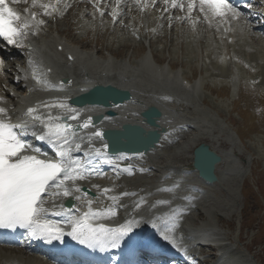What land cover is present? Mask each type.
<instances>
[{
	"label": "rangeland",
	"instance_id": "rangeland-1",
	"mask_svg": "<svg viewBox=\"0 0 264 264\" xmlns=\"http://www.w3.org/2000/svg\"><path fill=\"white\" fill-rule=\"evenodd\" d=\"M73 15L77 14L73 13ZM71 20L72 18L68 22L71 23ZM159 23L160 21L156 25L158 29H155L156 40L155 38L153 40L158 56L163 59L168 53L177 68L182 67L187 75L192 74L199 66L194 61L193 54H196L195 49L200 45L195 44V41L191 42V34L188 37L186 35L188 30L179 22L178 25L173 26L175 28L173 32H171V22L163 26ZM134 25L141 27L138 23ZM58 26L65 30L68 28V25L62 21L58 22ZM76 29L77 25H74L70 34L78 43V47L98 57L112 58L109 60L113 64H116L113 59L114 61L124 58L133 60L136 56H142L145 51L140 41L130 37V31L125 30L122 34L123 30L116 32L103 27L99 30L89 27L87 29L89 36L86 40L89 44H85V41L80 39L78 29L76 33ZM162 29H166V32H162ZM204 40L201 43L203 47ZM163 45H168V49L162 51ZM262 54L264 49L261 47L255 56ZM8 65L10 66L9 62L6 69H10ZM226 70L228 72L226 68L224 73ZM236 73H238L237 78L234 80L227 77H225L226 81L223 77L216 78L208 91L198 95L197 108L193 109L191 115L207 120L182 143L167 151L160 161L164 165H188L192 160L193 148L201 142L214 143V146L224 152L228 159H226L227 165H222L220 168L224 173L220 184L209 190L208 198L187 224L196 226L200 222H205V225L212 228L211 230L214 228L225 233V238L229 241L228 245L233 249L236 248L234 252L238 257L244 255L243 246L246 245L253 250L258 263L264 264L262 246L264 244V118L258 122L253 121L257 116L256 93L264 91V74H262L263 78L257 77L258 74L252 75L245 68L238 69ZM224 82L230 85L229 90L226 87L218 90L219 85ZM203 99L206 101L202 102ZM234 103L241 104L249 114L240 117L233 110ZM232 154L234 155L229 156ZM257 236L260 243H253L252 240Z\"/></svg>",
	"mask_w": 264,
	"mask_h": 264
},
{
	"label": "snow or ice",
	"instance_id": "snow-or-ice-1",
	"mask_svg": "<svg viewBox=\"0 0 264 264\" xmlns=\"http://www.w3.org/2000/svg\"><path fill=\"white\" fill-rule=\"evenodd\" d=\"M35 3L36 0H33L34 6ZM164 3L172 8H186L189 14L198 7L206 19L228 15L239 18L241 15L230 0H199L198 3L197 0H187L186 4L179 0H164ZM247 6L252 7L251 3ZM41 7L48 15L51 14L48 12L50 7L54 10L52 5H41ZM112 15L113 17L117 15L115 8L112 10ZM30 16L34 18L35 13H30ZM188 18H191L190 15ZM39 23L44 21L41 20ZM29 28L28 17L22 18L19 12L9 6L8 0H0V38L9 45L23 47ZM44 107L65 109V116H53L49 113L47 117L36 115V108L27 109V115L32 116L34 121L32 127H36V123L43 126L42 134L37 136V139L51 144L56 149L58 159H41L38 155L27 154L26 149L31 148V145L26 144L17 129L23 130L29 125H16L6 118H0V228H22L27 230L30 236L47 240L49 243L61 241L65 235H68L90 247H95L97 244H106L112 248L120 247L124 237L133 231L136 221L129 220L119 227L108 228L102 224L93 225L89 222L91 219L102 218L104 213L100 211L90 210L84 212L81 217L73 215L74 209L71 207L67 209L62 207L61 210L67 211L70 217L67 223L71 231L65 233L60 223L46 218L49 213V209L45 207L46 198L51 199L55 207L56 197H73L74 193L81 192L80 187L72 185L75 181L86 178L84 172H87V166L80 158L73 155L74 151L81 150V144L75 142L78 137L73 125L62 122L65 119L77 120L81 116V110L68 108L62 102L58 105L46 104ZM0 114L7 117V109L0 107ZM92 123V117L89 116L79 127L87 129ZM103 135L102 131H96L88 139L91 141L93 136L102 138ZM104 147L107 148V144ZM33 151L39 150L33 149ZM95 152L99 154L101 149H95ZM69 182H72V185ZM103 191L107 193L109 189ZM74 198L81 199L79 195H75ZM87 204L90 207L92 201H87ZM163 238L173 239L171 229Z\"/></svg>",
	"mask_w": 264,
	"mask_h": 264
},
{
	"label": "bare ground",
	"instance_id": "bare-ground-1",
	"mask_svg": "<svg viewBox=\"0 0 264 264\" xmlns=\"http://www.w3.org/2000/svg\"><path fill=\"white\" fill-rule=\"evenodd\" d=\"M36 9H38V8L36 7L35 9H33V11H30L28 13V15H27L29 17H31L30 16V13H35V15H36L34 17V19H36V20H34L32 18H28L29 19V23H30L29 30L32 29V28H39L40 27V24H39V26H37L38 25L37 24V20L38 21H41L42 20L41 18H42V15L43 14L37 13L38 11ZM21 16H23V15H21ZM47 21H50V17H48V20ZM31 24H33L34 26H37V27H33ZM173 31L174 30H173V26H172L171 32H173ZM142 32H143V29L140 27V33L142 34ZM253 40H254L255 43H259L260 42L257 37H254ZM70 47L72 48V46H70ZM72 49L75 51L76 57L79 58L81 61H83L82 58L84 56H82L81 53L76 48H72ZM47 52L49 53V59L47 58V60L44 61L45 64L43 66L46 67L48 65V67L51 68L50 71H51L52 77H53L54 75L55 76L57 75V69L58 68H59V70H63V69L60 68L61 66H60L59 62L50 61V60L53 59L54 56H58L59 55V53L57 52L56 47L53 48L51 46H48ZM84 58L86 59V58H88V56L86 55ZM144 58L145 57L142 58L143 63H144ZM93 61L95 62L96 68H99V71H97L95 73L93 72L90 75H87V77H86L87 79L86 80L85 79H82L83 82L77 83L74 80L73 83L71 82L68 86H65V88H67L66 95H70L71 96L72 94H74L77 91H79L80 90L79 88H81V86L88 87V86H90V85H92V84H94L96 82H100V81L106 82V81H109V79L112 80L111 79L112 78L111 76H115V77H117L118 79L121 80V82H119L120 85H122L124 87H129L131 89H134L132 91H133V94L135 96V99L138 98V100H141L143 97H144V99L148 97V96H144L143 94L139 93L141 91L146 92L149 95V97H151L152 99H155V96L157 94H155V95L154 94H151L150 93V90H148L144 86V82L143 81H145L146 79L144 78V76L141 73H139L141 71V68H142L141 66L134 69V71L136 73H139V75H136V74H133V73L132 74H128L126 72L125 68H128L129 67V64L127 63V61H122L120 63L121 65H117V66L113 65V66H115V68L113 66H111L109 63L106 64L105 62H100L97 59H95ZM108 61L111 62L109 59H108ZM85 62H87V61H85ZM214 63L216 64L215 67L218 70H222V65H219L216 62H214ZM116 64H118V63L116 62ZM101 71L103 72L104 75L100 74ZM110 72H112L114 74L111 75V76H109L108 73L110 74ZM121 77H123V78H121ZM132 79H134V80H132ZM77 80H78V78H77ZM161 82H162L161 80L160 81H157V83H159V87L161 86ZM52 83L54 84V88H55V82H52ZM133 83H139V86H137L135 88H132L131 85H133ZM20 85H21V83L19 84L18 88H20ZM26 89L27 88H25L24 91H21L20 94L22 96L27 95ZM8 91L5 92V93H8ZM152 92H154V91L152 90ZM37 94H38V92H37ZM34 95H36V94L33 93V94H31L30 97H32ZM144 101H146L148 103L150 100H144ZM24 104L25 103H23V105ZM173 106H175V103H171V104H169V106H167V108L169 109V111H170V107H173ZM117 110H118V113H120V114H122L124 116H129V115H125L128 112V107H125L124 109H121V110H119V109H117ZM91 111L92 110H90V112ZM115 122H117V121H115ZM114 124H115L114 122H112L111 124H110V122L107 123V125H114ZM89 136H91V135H88L86 137L85 142L89 141V139H88ZM93 140H96L95 136L92 137L91 141H93ZM122 157L124 158V156H122ZM126 158H128V157H125V159ZM136 158H138V157H135V156L134 157H131V159H136ZM112 159L115 162H118L119 160H121V161L123 160L120 157H113ZM123 162H125V161L123 160ZM127 163H129V162H126V164ZM218 172L219 171L217 169V174H218ZM74 195H77V193H74ZM164 198L165 197H162L159 201L158 200H155V201L154 200H150L148 203H145V204H139L136 201L135 202V205H136V208H137V211H138V215H135L133 217V220L134 221H137L138 219H144V218L153 219L154 217L159 218V217H162L163 215L167 214L168 213V210L171 211L172 209H171V207H169L170 205H168L170 203H168L167 201L164 202ZM149 203L151 205H154V206L153 207H149ZM165 204H167V205H165ZM172 207L175 209V206H172ZM165 217H162L163 218L162 221H164V218ZM201 227H205V226H201ZM209 231H210V229H207V228H201V230H200V232H202L201 235H203L205 237H207L208 234L209 235L213 234L211 231L209 233ZM213 236H214V234H213ZM18 253H20L22 255V257L26 258L25 259V264H39V263H34V261H37V260H39V259L42 258V257H39L38 255H35V254L32 255L33 253H28L26 251L23 252V251L19 250ZM27 254H29V256H27ZM0 259H1V257H0ZM0 264H7V263H4L2 261V262H0Z\"/></svg>",
	"mask_w": 264,
	"mask_h": 264
},
{
	"label": "water",
	"instance_id": "water-1",
	"mask_svg": "<svg viewBox=\"0 0 264 264\" xmlns=\"http://www.w3.org/2000/svg\"><path fill=\"white\" fill-rule=\"evenodd\" d=\"M105 99H101L99 101H104V103H107L108 100L107 98H111L114 101L121 100L123 97L117 96L114 93V88H105L102 90V88H95L92 90L88 96H99V95H104ZM87 98V97H83ZM76 101H81L80 99H77ZM156 139V137L151 134L150 135V140L147 142L142 139H137L133 140V145H135V149H146L152 141ZM128 148V147H127ZM194 166L199 169L200 174L205 177L208 180H216L217 177L214 173L215 165L217 164L218 161H220V156L216 154V152L212 151L207 144H200L194 151Z\"/></svg>",
	"mask_w": 264,
	"mask_h": 264
}]
</instances>
